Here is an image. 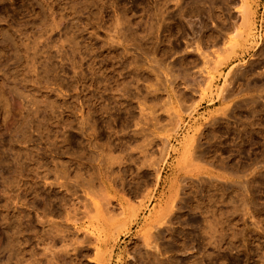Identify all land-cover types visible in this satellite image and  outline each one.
<instances>
[{"label": "rangeland", "instance_id": "rangeland-1", "mask_svg": "<svg viewBox=\"0 0 264 264\" xmlns=\"http://www.w3.org/2000/svg\"><path fill=\"white\" fill-rule=\"evenodd\" d=\"M0 264H264V0H0Z\"/></svg>", "mask_w": 264, "mask_h": 264}, {"label": "bare ground", "instance_id": "bare-ground-1", "mask_svg": "<svg viewBox=\"0 0 264 264\" xmlns=\"http://www.w3.org/2000/svg\"><path fill=\"white\" fill-rule=\"evenodd\" d=\"M241 3H242V2H241ZM243 3H244V2H243ZM246 5H247V4L244 3V5L241 4L242 7H240V6H239V7H240V10H241V11H240V14H241V16H242V17H241V18H242V22L247 26V29H249V28H250V25L252 24V23H251V20H250V14H251V12H250L249 8L247 7L248 5H247V6H246ZM238 12H239V11H238ZM239 16H240V15H239ZM243 23H242V25H244ZM237 24H238V23H237ZM240 25H241V24H240ZM242 25H241V26H242ZM235 28H236V27H235ZM220 29H221V27H220ZM240 30H241V29H240ZM230 31H231V30H230ZM233 32H234V31H233ZM240 33H241V32H240ZM229 34H230V33H229ZM236 35H237V33H236ZM208 38H209V37H208ZM211 38H212V37H211ZM224 38H225V36H224ZM234 38H235V37H234ZM232 39H233V38H232ZM233 41H234V40H233ZM232 43H233V42H232ZM232 43H231V44H232ZM222 44H223V42H222ZM233 44H234V43H233ZM228 45L231 46L230 43H228ZM234 45H235V44H234ZM196 46H197V45H196ZM229 46H226V47H227V50H228V47H229ZM231 47H232V46H231ZM227 50H226V51H227ZM229 50H230V49H229ZM229 50H228V51H229ZM222 53H224V52H222ZM220 54H221V53H220ZM225 55H226V54H225ZM220 58H221V57H220ZM223 59H224V58H223ZM213 60H214V59H213ZM217 61H218V60H217ZM217 63H218V62H217ZM195 149H196V148H195ZM141 150H142V149H141ZM190 152H191V151H190ZM111 158H112V157H111ZM195 159H197V158H195ZM198 161H199V160H198ZM186 162H187V161H186ZM191 163H192V161H191ZM194 163H195V162H194ZM187 167H188V166H187ZM247 187H248V186H247ZM246 191H247V190H246ZM243 197H244V196H243ZM101 198H102V197H101ZM94 201H95V200H94ZM169 202H170V201H169ZM95 203H96V202H95ZM100 203H102V202H100ZM102 204H103V203H102ZM169 204H170V203H169ZM172 204H173V203L171 202L170 205H172ZM95 206H96L95 209H97V204H96ZM102 206H103V205H102ZM102 206H100V207H102ZM172 206H173V205H172ZM98 207H99V206H98ZM167 207H168V204H167ZM91 208H92V207H91ZM93 208H94V207H93ZM102 208H103V207H102ZM168 208H169V207H168ZM104 209H105V208H104ZM104 209H103V212L105 211ZM100 211H101V210H100ZM107 212H108V211H107ZM171 212H172V211H171ZM94 213H95V212H94ZM99 213H100V212H99ZM99 213H98V214H99ZM91 214H92V213H91ZM100 214H101V213H100ZM100 214H99V215H100ZM104 214H105V213H104ZM110 214H111V213H110ZM162 214H163V213H162ZM162 214H161V215H162ZM95 215H96V213L93 214V216H95ZM107 215L109 216V214H107ZM101 216H102V215H101ZM111 216H112V215H111ZM113 217H114V216H113ZM159 217H161V216H159ZM108 218H110V217H108ZM94 219H96V218H94ZM102 219H103V218H102ZM158 219H161V218H158ZM125 220H126V219H125ZM103 221H104V220H103ZM109 221H110V220H109ZM157 221H158V220H157ZM121 222H122V221H121ZM121 222H119L118 224L116 223V224L119 226V224H120ZM123 222H124V221H123ZM103 223H105V222H103ZM117 225H116V226H117ZM153 225H154V224H153ZM116 226H114V229L116 228ZM111 227H112V226H111ZM99 230H100V229H99ZM92 231H93V230H92ZM111 233H112V231H111ZM102 238H103V237H102ZM155 239H156V238H155ZM142 244H143V243H142ZM149 247H150V246H149ZM146 248H147V247H146ZM161 252H162V251H161ZM145 253H146V252H145ZM147 259H148V258H147ZM157 259H158V258H157Z\"/></svg>", "mask_w": 264, "mask_h": 264}]
</instances>
